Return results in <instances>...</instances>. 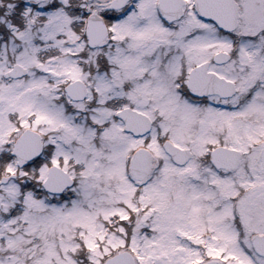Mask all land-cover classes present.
<instances>
[{
    "label": "snow or ice",
    "instance_id": "1",
    "mask_svg": "<svg viewBox=\"0 0 264 264\" xmlns=\"http://www.w3.org/2000/svg\"><path fill=\"white\" fill-rule=\"evenodd\" d=\"M0 264H264V0H0Z\"/></svg>",
    "mask_w": 264,
    "mask_h": 264
}]
</instances>
